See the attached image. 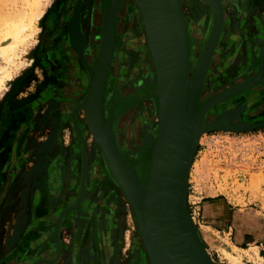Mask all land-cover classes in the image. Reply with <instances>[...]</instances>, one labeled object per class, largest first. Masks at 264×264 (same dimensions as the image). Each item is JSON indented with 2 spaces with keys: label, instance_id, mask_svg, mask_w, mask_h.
I'll return each instance as SVG.
<instances>
[{
  "label": "rangeland",
  "instance_id": "1",
  "mask_svg": "<svg viewBox=\"0 0 264 264\" xmlns=\"http://www.w3.org/2000/svg\"><path fill=\"white\" fill-rule=\"evenodd\" d=\"M32 1L0 0V37L3 33L1 29L4 22L9 17H14L17 13L30 12L29 4ZM38 1V7L43 11L41 17L34 21L38 31L33 33L30 38H27L25 42H18L19 56L15 57L16 67L11 65L5 69L7 73L10 72V78L6 79L5 82L2 81L0 85V193L7 190L8 198V194L11 193L13 188H16V202H20L14 213V221L12 220L9 223L10 226L15 225L16 217L19 216L21 222L19 227L17 226L11 235L8 236V240L4 239L6 232L2 236V242L8 249H6L8 253H10L5 256L10 264L12 262L15 263V261L19 262L22 255H25L27 260L31 259L32 256L34 257V254L37 256L52 255L54 253L52 228L56 222V215L64 205L75 197L81 173L80 168L74 169L71 175L73 180H75L73 185L71 183L73 189L68 187L69 180L66 182L64 176L62 192L60 191L59 194L56 193L52 197H48L45 182L48 165L47 158L53 151H55L54 153L61 151L64 154L67 153L69 146L72 148L73 154L74 141H78L82 134L77 129L73 138L71 132L74 129L70 128L67 121L61 124L59 114L50 116L54 105L59 112H61V108L52 99H47L50 95L47 92V83L50 82V79L46 77L43 68L39 64L33 65L34 60L38 58L37 44L41 36L40 31L44 29L48 17L52 14H61L63 5L67 0ZM76 1V10L78 11L80 0ZM187 1L184 0L183 3ZM126 2L131 5V15L136 17L138 14L139 22L137 27L142 32L137 4L133 0H127ZM262 2L263 5L259 7V10L264 8V0ZM191 3L194 6L193 8L196 6L203 10L204 19L206 12L210 10L209 6L203 0L197 3L191 1ZM181 5L183 7V4ZM259 10H256L255 13L259 14ZM237 14H240V12H237ZM199 21L197 20L198 23ZM135 34L144 47L142 36L139 37L137 32ZM190 48L191 45L189 44V52L193 54V46L191 51ZM241 48L240 44H235L230 49L227 48L222 52L218 51L213 58L208 79L213 78L220 86L213 88L211 90L212 94H221L224 90L230 89L226 88L224 83L230 77V71L237 66L239 67V62H237L239 55H242V52L245 54L247 46H243V49ZM248 48V51L252 54L249 58L254 60L259 47L256 46L253 49L251 46V48ZM0 58V65L3 67L7 66L4 60L5 56L2 57L0 54ZM26 58H32L31 62L26 64ZM150 60L148 58L147 61L150 62V65L143 77L145 84L152 82L154 79V69ZM246 66L244 64L241 68ZM237 78L233 80H237ZM207 84L201 97L208 90ZM239 92L241 91L231 92L223 100L233 98L237 102L241 101L242 96H237ZM108 101L109 98H107ZM144 104L142 103L141 107ZM153 105H155V101L150 106V117L153 118L152 124L149 129H146L151 133L155 130ZM244 110V102L234 103L229 108L220 109L216 114L213 113V116H210L207 121H203L205 125H210L219 121L224 115H230L229 120L225 124L219 125L220 127L216 129L204 131L201 134V140L198 142V147L190 166L187 207L189 214H191L190 219L197 228L200 215L199 209L195 208L197 204L192 203L195 198L193 196L189 197L192 189L199 194L202 188L210 186L213 189L211 195L217 193H222V196L227 195L230 201L238 203L243 208L245 206L255 208L256 206H254L253 202L260 201L264 209V126H257L264 122L244 120L242 115ZM136 115V113H131V125L135 122ZM82 117L80 112L79 119L81 123ZM237 124H242V126L238 127L236 126ZM147 134L138 135L137 138L138 150L143 147L147 148V151L142 156V163L138 164L137 156L128 152V156L132 161L129 165L134 164L135 170V167L138 166L142 180L146 178L151 161V147L146 143ZM88 141L90 144L89 166L92 168L93 161L95 159L98 161L94 165V171L92 173L89 171L88 180L90 181L91 179V182L88 184L89 187L84 202L75 211L64 215L59 223L58 228L61 230L65 250H63L62 258L57 264H70L68 252L72 251V239L73 237H80L83 233L85 234L83 241L85 243L88 241L89 243H84L85 245L82 248L75 246L79 253V264H90L91 259L93 261L92 264H148L146 253L142 249L140 238L135 229L134 216L128 200L114 181L99 149L95 145L91 146V139ZM72 154L68 157L66 168L67 170L71 166L70 173L74 165L73 160L75 157L79 158L78 151L76 155L74 154L75 157ZM190 185H193L191 190ZM35 196L38 201L40 200L37 204ZM244 210L246 209L240 211ZM249 212V218H252L256 225L263 224L264 220L259 218V214L255 210L249 209ZM202 240L212 263L218 264L216 253L213 254L203 238ZM20 246H22V250H19ZM15 250H19V253L15 252ZM30 252L33 254H29ZM221 252L230 263H242L240 256L232 257L231 254L224 250ZM71 262H73L72 259Z\"/></svg>",
  "mask_w": 264,
  "mask_h": 264
},
{
  "label": "flooded vegetation",
  "instance_id": "2",
  "mask_svg": "<svg viewBox=\"0 0 264 264\" xmlns=\"http://www.w3.org/2000/svg\"><path fill=\"white\" fill-rule=\"evenodd\" d=\"M87 1L80 0L79 10L77 11V1L67 0L63 5L60 15L52 14L48 17L44 29L40 31L41 36L37 44V57L40 59L37 58L38 62L37 59H35L33 63V65L39 64L43 68L46 77L50 79V82L47 83V92L50 94L47 99H52L58 104L59 108H61V112H59L58 108L54 105L51 109V114L49 113L50 116L59 114L61 124L67 121L70 128L75 130L71 132L73 138L75 137L77 129H79L82 134V137L79 138L78 141H74L75 146L73 148V154L72 148L69 146L67 153L64 154L62 151L54 153L55 151H53L47 158L48 165L45 178L47 186L46 193L48 197H52V195L56 193L59 194L60 191L62 192L64 188V176L69 155L72 154L74 156L77 151L79 152V158L74 156V165L71 171L72 175L75 168H80L81 170L77 189L75 188V197L58 211L56 218L64 208L76 201L82 178L85 179V173L88 169L87 152L90 151V144L88 141L90 140V136L85 132L79 120L80 112L77 113L76 124L73 123L72 113L75 109H78V101L80 98L87 94L90 78L94 76L95 68L99 61V48H101L105 19L111 6V0ZM126 1L127 0H119L117 5L112 37V54L101 94V101L103 105V119L105 118L103 121L107 122L111 111L113 119L110 128L114 134L115 144L122 158L129 165L132 161L128 156V152L137 156L138 164H140L143 162L142 156L147 151L146 147L138 150V135L141 136L144 133L155 135L154 131L151 133L146 129H149L153 120V118L150 117V106L153 101H155L156 105L157 101L149 90L151 82L145 84L143 81V77L150 62L147 61L149 58L147 54L142 50L139 51L137 47V45L142 46L135 34L139 30L137 27L139 16L138 14L136 17L131 15V5ZM191 1L197 3L200 0H188L183 3L182 11L186 22V35L191 48L195 46L198 52H200L201 43L210 36L213 30L216 20V11L213 13L211 10H208L203 23H200V21L198 23L197 20L203 15V10L196 6L193 8L194 6ZM262 1L263 0H219L222 13L221 29L207 71L196 93L197 103L194 111H197L204 102L214 97L216 94H212L211 90L220 86L213 78L208 79L211 63L218 51L222 52L227 48L230 49L235 44H240L242 47L241 49H243L244 45L247 46L245 54L244 52H242V55L238 54L239 60L237 62H239V67L237 66L230 71V77H228L224 83L226 88H231L240 84L244 78L249 77L251 74H256V72L260 70L261 64L264 70V8H260L259 10V7L263 5ZM256 10H259V14L255 13ZM237 12H240V14H237ZM197 30L201 32V36L198 38L199 40L196 35ZM247 41L249 42L247 43ZM251 46L253 49L256 48V46L259 47V51L254 57V60L249 58L252 54L248 51V47L251 48ZM87 51L88 54H86ZM244 64L247 66L241 68ZM235 78H237V80H233ZM206 84L208 85V90L205 91V94L201 97ZM237 96H242L241 101L237 102L233 100V98H229L218 102V104L206 113L204 120L207 121L210 116H213V113H218L220 109L229 108L234 103L239 104L244 102L245 110L242 114L244 116L243 119L247 121L250 120L251 122L257 120L264 122V83L241 90V92L237 93ZM107 98H109L108 102ZM142 103L145 104L141 107ZM215 110L217 111L214 112ZM132 112L136 113L137 117L135 122L131 125ZM97 161L98 160L95 159L93 165H95ZM135 168L137 172H139L138 166ZM83 169L84 171L82 172ZM74 181L72 176H70L68 183L70 189H73L71 183L73 185ZM16 192L17 189L13 188L11 193L8 194V198L7 190L0 193V249L2 247L0 252V264H10L7 260L8 258L5 257L10 253H8V249L2 242V236L4 232H7L9 223L12 220L14 221V213L19 207L20 202H16ZM10 199L12 200L10 201ZM39 201L38 198H36V204L37 202L39 203ZM69 212L71 211H68L66 214ZM53 229L54 227L52 228V241ZM5 235L6 233L4 236ZM84 235L83 233L80 237H73L71 243L72 248L75 246H80V248L83 247L85 243V241H83ZM58 237L62 249L65 250L63 237L59 228ZM86 243L89 242L87 241ZM21 247L22 246L19 247V250H22ZM19 250H15V252L19 253ZM73 252L75 254H73L72 251L68 252V261L70 264H73L75 260L74 264H79L78 249H75ZM29 254L33 253L30 252ZM55 255V250L52 255L45 254L35 256L34 254V257L32 256L31 259L27 260L25 259V255H22L19 262L15 261V263L12 262L11 264H32L42 259H54ZM62 255L63 251L53 263L40 262L39 264H57L61 260ZM71 259L73 262H71ZM92 262L91 259L90 264H92Z\"/></svg>",
  "mask_w": 264,
  "mask_h": 264
},
{
  "label": "water",
  "instance_id": "3",
  "mask_svg": "<svg viewBox=\"0 0 264 264\" xmlns=\"http://www.w3.org/2000/svg\"><path fill=\"white\" fill-rule=\"evenodd\" d=\"M211 1L216 11L215 24L195 75H191L193 81L188 89V42L180 0H138L147 26L155 34V43L159 45L157 50L152 49V58L157 78L164 86V94L157 103L158 135L147 179L142 180L134 169V164L128 165L117 149L110 128L113 119L111 111L105 123L104 134H97L108 169L128 200L135 229L139 227L153 264H214L206 252L201 234L189 216L188 175L198 147L199 133L220 127L217 124H225L230 116L223 118L224 115L219 122L205 125L203 115L209 107L223 100L229 93L245 89L254 80L264 83L258 77L263 72L261 64L257 75L215 95L194 111L196 93L207 71L221 29L219 0ZM118 2L119 0H111L104 24L99 61L94 76L90 78L87 96H94L95 99L101 98L109 69ZM257 126H264V123ZM146 143H154L152 134L146 136ZM83 180L82 178L75 206L83 191ZM70 209V206L64 208L56 218L53 234L57 240V252L55 258L47 263L55 262L60 255L58 227L64 214ZM40 262L38 260L32 264Z\"/></svg>",
  "mask_w": 264,
  "mask_h": 264
},
{
  "label": "bare ground",
  "instance_id": "4",
  "mask_svg": "<svg viewBox=\"0 0 264 264\" xmlns=\"http://www.w3.org/2000/svg\"><path fill=\"white\" fill-rule=\"evenodd\" d=\"M133 1L137 4L136 7H137V9L139 10V13H140V22H141V27H142V32L139 30V31H137V33H138L139 37L142 36L145 48L143 47V45L142 46H138L137 45V47H138L139 51L142 50L151 59L150 61L152 63L153 69H154V79L151 82L149 90L151 92V95L156 98V101L158 103L159 99L164 94V86L159 81V79L157 78V75H156L155 66H154V62H153V58H152V49L157 50L159 48V45L155 43V37H156L155 34L153 32H151L149 30L148 26H147L146 18L144 17V14H143V12L141 10V7L139 6L138 0H133ZM203 1L206 3V5L209 6L210 10L213 13H215V7H214L212 1L211 0H203ZM183 2H184V0H180L181 4H183ZM29 5H30V12H28V13H21L20 12V13H17L14 17H9L4 22L3 27L1 29V30H3V33H2V36L0 37V54L2 55V57L5 56L4 60L6 61L7 66L3 67V66L0 65V85H1L2 81L5 82L6 79L10 78V72L7 73V70H5V69L7 67H10L11 65L15 66V57L19 56L18 55L19 54L18 53L19 52V50H18V42L19 41L21 43L25 42L27 38H30L33 33L38 31V28L34 25V21L41 17L43 11L41 9H39V7H38V5H39V1L38 0H33ZM181 8H182V5H181ZM182 13H183V11H182ZM202 16L204 17V13H203ZM202 16L199 19L200 23H203V20H204ZM183 19H184V23H185V26H186L184 15H183ZM196 35H197V39L201 36V33L199 34V30L196 31ZM209 37L203 43H201L200 52H198V49H196L195 46H193V48H192L193 51H194L193 54H190L191 52H189V42H188V37H187V42H188V70H189V75H190L189 79H188V89L192 85V81H193L192 77L195 75L196 69L198 67V64H199V61H200V58H201V54H202V52H203V50L205 48V45H206ZM140 44H142L141 40H140ZM244 46H246V45H244ZM86 54H88V53H86ZM0 60H1V58H0ZM31 60H32V58H26L25 63L28 64V63L31 62ZM258 73H259V70H258V72H256V74H251L249 77L244 78L240 84H242L243 82L247 81L251 77L257 75ZM191 75H192V77H191ZM258 77L261 78L263 80V82H264V70H263L262 74L259 75ZM259 84H262V83H259L258 80H254V81L250 82V85L247 86L245 89H247L249 87L257 86ZM237 85H239V84H237ZM245 89H243V90H245ZM216 104H218V102L213 104L211 107H209V109L212 108L213 106H215ZM102 108L103 107H102V102H101V98L100 97H99V99H95L94 96L93 97L92 96H87V94H85L82 97V99L80 101H78V109L73 111L72 119H73V123L76 124L78 111H80L82 113L83 117H82V123L81 124H82L85 132L90 136L91 146L95 145L99 149L100 153L103 155L101 146L99 145V142H98V139H97V134L102 136L104 134V132H105L104 129H105V123L106 122L103 121L105 118L103 119ZM152 109H153L154 116H155V130H154L155 135H154V143L152 145H150V147H151V154H150L151 157H152V155L154 153V150H155V143H156V139H157V135H158V127H159L158 118H157V104L153 105ZM206 112L204 113L202 120H204ZM227 116L229 117L230 115L227 114L223 118H225ZM223 118H221L220 120H222ZM217 126H219V125L217 124ZM86 128H87V130H86ZM202 133H199L197 144H198V142H200L199 140H201L200 137H201ZM92 161H93V154H92ZM89 163H90V158H89V151H88L87 152V168L88 169H87V172L85 173L83 191H82V194H81L80 199L78 201V205L75 206L76 202H74L73 204L69 205L70 208H71L69 211L76 210L77 207L83 202V200L85 199V197L87 195V189L89 187L88 184H89V182H91V179H90V181L88 180L89 171H90V173H92V171L94 169L93 168L94 165L91 168L89 166ZM149 167H150V165H149ZM70 169H71V166L68 167V169L65 172V180H66V182H67V180H69V178L71 176ZM148 172H149V168H148ZM148 172H147V175H146V179H147V176H148ZM137 174L141 177V174L139 172H137ZM114 181H115V179H114ZM118 186H119V184H118ZM206 192H207V194H212L213 190L212 189L211 190H207ZM77 197H78V195H77ZM20 223L21 222H20V219H19V216H18V217H16L15 225H13V226L8 225L7 232H6V234L8 233V235H5L4 239L5 238L7 239L8 236L11 235V233L15 230V228H17V226L19 227ZM136 232H137V234H138V236L140 238V244L142 246V249L146 253V256H147V259H148V264H153L151 256H150L148 248H147V245H146V243H145V241L143 239V236L141 234V231H140L139 227L136 228ZM53 233H54V229H53ZM13 236H14V234H13ZM13 236H11V237H13ZM9 239H11V238L9 237ZM53 244H54V250L57 252V240H55L54 234H53ZM59 244H60V254H61L63 249H62L61 243H59ZM253 248H255V246ZM49 260L50 259H42L41 262L47 263V262H49Z\"/></svg>",
  "mask_w": 264,
  "mask_h": 264
},
{
  "label": "crops",
  "instance_id": "5",
  "mask_svg": "<svg viewBox=\"0 0 264 264\" xmlns=\"http://www.w3.org/2000/svg\"><path fill=\"white\" fill-rule=\"evenodd\" d=\"M192 187L193 185H190V190ZM211 188L210 186L202 188L199 194L192 189L189 197L195 198L192 203L197 204L195 208L199 209L197 229L208 248L213 254L216 253L218 264H232L224 258L222 250L232 257L240 256L241 264H264V222L256 225L254 220L249 218L251 209L264 220L261 202L254 201L255 208L247 206L243 208L238 203L230 201L227 195L222 196V193L207 194L206 191ZM242 209L246 210L240 211ZM244 215L246 216L243 218Z\"/></svg>",
  "mask_w": 264,
  "mask_h": 264
},
{
  "label": "built area",
  "instance_id": "6",
  "mask_svg": "<svg viewBox=\"0 0 264 264\" xmlns=\"http://www.w3.org/2000/svg\"><path fill=\"white\" fill-rule=\"evenodd\" d=\"M193 213H194V211H193ZM190 215V218H191V214H189ZM193 215V214H192ZM192 218H194V217H192Z\"/></svg>",
  "mask_w": 264,
  "mask_h": 264
},
{
  "label": "trees",
  "instance_id": "7",
  "mask_svg": "<svg viewBox=\"0 0 264 264\" xmlns=\"http://www.w3.org/2000/svg\"><path fill=\"white\" fill-rule=\"evenodd\" d=\"M206 200V199H205Z\"/></svg>",
  "mask_w": 264,
  "mask_h": 264
}]
</instances>
